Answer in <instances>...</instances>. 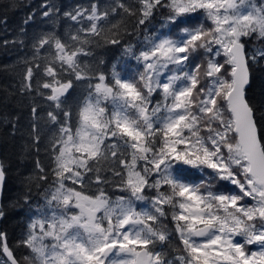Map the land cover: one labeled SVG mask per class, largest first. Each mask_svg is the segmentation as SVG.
Segmentation results:
<instances>
[{
	"label": "snow or ice",
	"instance_id": "obj_1",
	"mask_svg": "<svg viewBox=\"0 0 264 264\" xmlns=\"http://www.w3.org/2000/svg\"><path fill=\"white\" fill-rule=\"evenodd\" d=\"M43 7L44 17L59 11ZM158 13L160 29L138 50L123 48L134 74L85 59L101 41L119 46L147 31ZM195 14L203 20L193 25ZM63 15L81 27L68 40L49 33L33 44L20 89L31 91L42 69L38 89L49 90L40 94L60 125L50 145L54 180L17 243L25 254L0 232V264H264V106L248 96L264 61V0H114ZM124 15L135 19L132 32ZM0 119L15 129V118ZM109 184L124 195L113 199ZM169 216L183 246L173 259L163 247Z\"/></svg>",
	"mask_w": 264,
	"mask_h": 264
},
{
	"label": "trees",
	"instance_id": "obj_2",
	"mask_svg": "<svg viewBox=\"0 0 264 264\" xmlns=\"http://www.w3.org/2000/svg\"><path fill=\"white\" fill-rule=\"evenodd\" d=\"M123 2L134 4L135 0ZM93 3L104 8L114 3V0H0V116L7 115L9 120L15 118L16 125L13 129L12 124L3 123L0 119V161L6 169V181L0 200V209L5 215L0 218V232L7 233L8 245L13 248L17 257L25 254L24 248L17 247L27 230L28 205L25 204L24 197L28 195L34 205L39 194L52 185L54 177L51 169L54 165L50 145L60 127L59 123L52 122L48 117L49 111H57L54 104L46 99V95L40 94H47L49 90L38 89L37 82L47 79L43 77L42 69L32 80V90L21 92L27 67L25 62L31 60L34 53L33 44L41 36L51 33L68 40V34L81 27L65 17L64 12H73L78 6L88 8ZM47 4H54L59 11L44 17L43 11L47 8L43 6ZM29 16L33 18L24 24ZM113 19L120 20L121 16H115ZM123 19L128 30L132 32L135 19L126 15ZM202 20V15H196L191 24H198V21ZM21 28L25 31L21 32ZM142 36L143 26L131 36L124 35L119 46L105 45L101 41L99 47L92 46L94 57L85 59L94 63L102 59L104 64L99 67L107 73H110L112 65L116 64L118 71L132 75L137 64L133 68L135 63L122 54L123 48L129 44L133 45L136 39L142 40ZM44 54V50H41V55ZM83 91L78 87L72 93L74 99L71 102L75 103V99H81ZM248 96L255 106H264V61L254 69ZM33 108H36L35 114L32 112ZM58 119H63L61 113H58ZM33 126L36 128L35 132ZM37 135L39 139L34 140ZM37 163L43 167L44 173L37 168ZM45 174L47 182L39 179L40 175ZM104 175L110 177L111 173ZM105 189L112 198L119 196L117 194L120 191L114 184L105 185ZM162 221L172 225L170 216L162 218ZM163 247L169 253L170 259L180 254L181 244L175 234L172 235L170 243Z\"/></svg>",
	"mask_w": 264,
	"mask_h": 264
},
{
	"label": "rangeland",
	"instance_id": "obj_3",
	"mask_svg": "<svg viewBox=\"0 0 264 264\" xmlns=\"http://www.w3.org/2000/svg\"><path fill=\"white\" fill-rule=\"evenodd\" d=\"M196 15H201V14H195V16ZM194 16V17H195ZM193 21V19L191 20V22ZM200 22H202V21H198V23H200ZM163 23V18H162V16L158 13L157 15H156V17L151 21V23L147 26V31H145L144 30V27H143V39L142 40H140V39H136L134 42H133V46H134V48L135 49H139L140 47H141V45L143 44V42H144V38H145V35H150L151 34V32L152 31H155V30H158V29H160V25ZM194 25V24H193ZM161 31H167V29H162ZM177 32H178V30H177ZM128 58H130L131 59V61L133 62V63H135L134 65H133V68L136 66V61H135V59H133V58H131V57H128ZM195 62H199V58H197L196 59V61ZM123 68V67H122ZM119 71H121V70H119ZM201 176V173L200 172H198V171H195L194 170V175H193V177L190 179V182H192V183H198L199 182V177ZM52 186V185H51ZM46 189H49V190H51L50 189V187H48V188H46ZM44 192V191H43ZM42 192V193H43ZM42 193L41 194H39V196H38V198H37V200H36V204H32L31 203V207H32V211H29V205H28V209H27V212H26V218H27V220H26V228H27V225H28V223H29V221H30V217L34 214V211H35V207H36V205L37 204H43L44 203V200H43V196H42ZM117 195H124V193H121V192H118V194ZM113 199H115V198H113ZM163 223L164 224H166L167 226H168V228H169V230L170 231H172L173 232V234H175V232H174V227H173V225H171V223H170V226L168 225V223H166L165 221H163ZM23 238H24V236H23ZM181 244V243H180ZM182 244H181V249H182ZM25 250V253H26V249H24Z\"/></svg>",
	"mask_w": 264,
	"mask_h": 264
},
{
	"label": "water",
	"instance_id": "obj_4",
	"mask_svg": "<svg viewBox=\"0 0 264 264\" xmlns=\"http://www.w3.org/2000/svg\"><path fill=\"white\" fill-rule=\"evenodd\" d=\"M2 187H3V185L0 186V199H1V194H2Z\"/></svg>",
	"mask_w": 264,
	"mask_h": 264
}]
</instances>
